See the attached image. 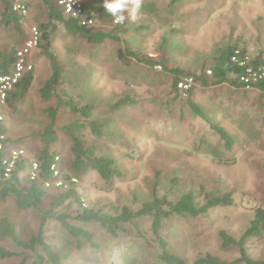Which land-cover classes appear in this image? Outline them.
Segmentation results:
<instances>
[{
  "label": "rangeland",
  "instance_id": "1",
  "mask_svg": "<svg viewBox=\"0 0 264 264\" xmlns=\"http://www.w3.org/2000/svg\"><path fill=\"white\" fill-rule=\"evenodd\" d=\"M17 4L28 5L27 15H23L24 32L0 26L3 55L20 48L29 30L47 20L43 0H17ZM93 7L105 10L97 13L96 28L113 33L115 39L92 46L58 24L53 47L65 70L58 97L50 101L40 97L51 76V63L38 49L30 93L15 113L8 110L6 114L7 138L27 149L29 158L36 161L43 145L34 136L51 124L48 111L58 109V142L53 148L61 154L63 172L70 173L72 141L63 128L84 119L73 114L67 103L80 109L91 106V121L105 124L109 132L99 138L87 128L85 142L115 159L124 177L108 186L95 172L83 176L76 187L83 206L105 214L125 206L138 211L142 203L151 201L157 174L158 195H168L171 200L192 194L202 206L207 196L232 193V206L213 209L198 218H176L161 232L168 252L186 264H195L208 254L223 261L239 259L238 247L224 248L220 233L239 241L252 226L257 210L264 209V93L228 83L214 85L212 79L210 87L196 81L189 93H176L170 72L136 61L124 66L118 51L128 44L146 60L165 61L169 70L181 69L184 74L211 70L217 50L226 44L247 46L250 54L257 55L264 51V0H140L134 17L131 8L120 13L123 26L115 24L116 17L105 5ZM2 10L0 0V15ZM124 96L137 104L113 111ZM190 102L234 137L231 151L210 124L192 111ZM22 179L28 183L27 173ZM78 210V205H65L57 214L74 217ZM4 218L16 224L24 241L42 224L34 210L21 212L12 198L0 207V221ZM70 222L90 231L97 247L83 241L79 249L77 240L58 220L51 219L45 225V237L59 255L68 256L67 264H165L149 218L136 220L135 227H127L118 237L97 224ZM0 245L15 250L10 242ZM245 249L251 259L264 261V237L250 239ZM21 263L22 258H16L2 264Z\"/></svg>",
  "mask_w": 264,
  "mask_h": 264
},
{
  "label": "trees",
  "instance_id": "2",
  "mask_svg": "<svg viewBox=\"0 0 264 264\" xmlns=\"http://www.w3.org/2000/svg\"><path fill=\"white\" fill-rule=\"evenodd\" d=\"M17 0H1L2 13L0 15V26L6 28H13L20 34H23L24 16L14 10ZM47 8V20L39 24L38 29L41 34L38 49L41 54L51 63V76L45 82L43 88L40 90V97L44 101L58 97V89L63 84L65 79V70L60 64L59 56L53 47V40L58 32V24H62L67 33L75 38L86 40L90 45L99 47L107 40L115 39L113 33H107L103 30H98L96 25L88 26L82 24L79 19H74L65 16L57 7L55 0H43ZM27 8L28 5L26 4ZM148 9L147 6H143ZM174 8V6H172ZM105 11L103 7H91L87 10V16L97 21V13ZM173 11V10H172ZM17 49L12 50L8 55L0 54V76L10 73L16 61ZM239 51L241 54L248 52L247 46L240 47L238 44H226L220 47L216 52L215 63L211 68L212 77L207 75L205 70L202 74L187 73L184 70L172 69L169 70L168 63L165 61L155 62L152 59L146 60L136 52L131 51L128 44L125 49H119L118 59L124 66H131L133 61L147 65L154 68L156 66L162 67L166 72H170L174 76L173 89L176 93L179 92L178 85L184 78L190 77L198 81L202 87H210L209 79H212L214 85H222L228 83L231 86L240 89L234 80V76L240 73V70L231 65V57ZM260 52L256 56L257 62H261L262 54ZM35 82V72L27 76L11 94L8 107L13 113L18 109V105L25 100ZM257 90L264 93V82L257 86ZM178 97V95H177ZM137 102L128 96H124L112 108L113 111L120 110L124 106L136 105ZM71 112L84 119L83 122L77 120L63 128L64 133L70 137L72 141V155L73 161L70 167V173H63L66 179L76 177L79 180L89 172L97 173L102 180L111 186L116 180L124 177V173L119 163L111 158L103 155L96 145H88L84 139V133L87 128H90L94 135L99 138L107 136L105 124L98 123L96 120L91 121L93 109L91 106L78 108L73 102L67 103ZM192 111L201 119L207 121L212 131L220 136L225 148L231 151L235 144V139L225 129L213 124L206 114L195 103L190 102ZM59 110L52 109L48 111L51 118V124L46 127L41 133L36 134L34 138H38L43 147L40 150L36 161L40 163L41 172L40 180L32 182L28 179L25 184L22 175L26 173L27 163L22 162L18 169L14 172L11 180L7 181L0 189V207L7 204L12 198L15 200L17 208L21 212L34 210L42 224L38 232L32 235L28 241L20 238L17 226L9 219L4 218L0 221V242H10L15 250H10L0 245V264L7 260L22 258L21 264H67L68 256H61L53 245L47 242L45 237V225L51 219L58 220L68 234L78 242V248L82 247V242L86 241L93 247H97L93 243V234L79 226L73 225L70 219L74 222L82 224H97L104 229L107 234L112 237H118L120 233H124L129 226H136V220L142 218L151 219V230L158 239L162 254L161 260L165 264H186V262L178 256L171 255L168 252V246L162 236V229L176 218H198L209 213V211L217 208L230 207L234 204L232 193L221 196H207L206 203L199 205L197 199L192 194H186L178 200H171L168 195H158V181L159 174H157V182L155 184L154 193L151 201L141 204L138 211L125 206L122 209H113V214H105L101 211L89 209L81 203V197L77 193V185L72 186L67 191L46 189L44 183L52 179L50 165L55 155L61 154L54 150V145L58 142V134L56 127V118ZM8 129L4 123H0V136L7 134ZM8 144H12L10 140ZM71 207L78 205V213L74 217L64 214H57L64 206ZM222 245L224 248L232 246L238 247L241 257L234 261H223L213 255H206L199 258L195 264H264V261H255L251 259L245 249L246 244L252 238L264 237V209L257 210L252 226L237 241L230 237L226 232L220 233Z\"/></svg>",
  "mask_w": 264,
  "mask_h": 264
},
{
  "label": "built area",
  "instance_id": "3",
  "mask_svg": "<svg viewBox=\"0 0 264 264\" xmlns=\"http://www.w3.org/2000/svg\"><path fill=\"white\" fill-rule=\"evenodd\" d=\"M55 3L65 16L79 19L84 25L93 26L95 20L87 16V10L93 6L105 5L106 0H55ZM14 10L22 15H27L28 12L27 6L23 4L15 5ZM114 22L118 26L124 25V22L117 23L116 19ZM40 38L39 29L32 27L29 30V37L17 50L16 61L10 73L0 76V123H4L6 120L11 94L27 76L36 71L34 53L38 50ZM256 57L250 53L241 54L239 51H236L231 57V65L240 70V73L233 78L241 90H257V86L264 82V53L261 62L258 63ZM207 75L212 77V71L208 70ZM195 82L194 78L182 80L178 85V90L187 94L192 90ZM8 140L6 134L0 136V189L7 181L11 180L19 165L25 161H29L26 170L28 179L32 182L39 181L40 163L29 158L27 149L8 144ZM61 161L60 155L54 156L50 165L52 179L43 184L46 189L67 191L80 183L76 177L66 179L63 176Z\"/></svg>",
  "mask_w": 264,
  "mask_h": 264
},
{
  "label": "clouds",
  "instance_id": "4",
  "mask_svg": "<svg viewBox=\"0 0 264 264\" xmlns=\"http://www.w3.org/2000/svg\"><path fill=\"white\" fill-rule=\"evenodd\" d=\"M139 6L140 0H106L105 3L106 9L116 17L117 23H122L124 20L123 15H120L123 10L131 8L134 17Z\"/></svg>",
  "mask_w": 264,
  "mask_h": 264
},
{
  "label": "crops",
  "instance_id": "5",
  "mask_svg": "<svg viewBox=\"0 0 264 264\" xmlns=\"http://www.w3.org/2000/svg\"><path fill=\"white\" fill-rule=\"evenodd\" d=\"M7 135V134H6Z\"/></svg>",
  "mask_w": 264,
  "mask_h": 264
}]
</instances>
